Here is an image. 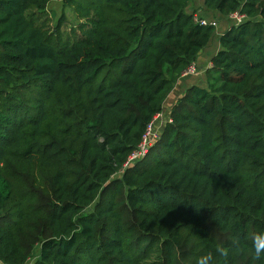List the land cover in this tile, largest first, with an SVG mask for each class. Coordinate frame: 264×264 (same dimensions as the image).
Segmentation results:
<instances>
[{
    "label": "trees",
    "instance_id": "obj_1",
    "mask_svg": "<svg viewBox=\"0 0 264 264\" xmlns=\"http://www.w3.org/2000/svg\"><path fill=\"white\" fill-rule=\"evenodd\" d=\"M194 1L0 0V264H259L264 0H204L246 17L220 35ZM51 2L77 23L52 24ZM216 38L207 87L124 167Z\"/></svg>",
    "mask_w": 264,
    "mask_h": 264
},
{
    "label": "built area",
    "instance_id": "obj_2",
    "mask_svg": "<svg viewBox=\"0 0 264 264\" xmlns=\"http://www.w3.org/2000/svg\"><path fill=\"white\" fill-rule=\"evenodd\" d=\"M194 19L201 27H216L215 22H208L203 18L196 16L195 14ZM245 19L246 17L238 12H235L229 16V20L233 22L232 25H239L240 23L244 22ZM197 72L198 71L195 64H192L181 74V77L195 76ZM168 122H171V119L169 115L165 117L163 112L156 114L152 118L146 127L145 133L143 134L140 143L129 155L124 167L134 164L149 154L150 148L159 139L162 129ZM32 262L33 260H30L27 264H31Z\"/></svg>",
    "mask_w": 264,
    "mask_h": 264
},
{
    "label": "crops",
    "instance_id": "obj_3",
    "mask_svg": "<svg viewBox=\"0 0 264 264\" xmlns=\"http://www.w3.org/2000/svg\"><path fill=\"white\" fill-rule=\"evenodd\" d=\"M195 2L196 0L191 4L189 9L192 8L194 10V8L198 5L204 11H206L203 6L204 0L202 1V6L199 1L197 3ZM204 15L207 18H216L215 14H210L207 11L204 12ZM218 49L219 44L217 43L216 46V44L211 41L209 45L205 49H203V51L197 57V60L195 62V66L198 71L197 74L195 76L180 77L178 79L174 88L163 103L162 112L165 117L169 115L171 108L172 106H174L175 102L180 99L190 88L200 87L201 89H205L207 87V80L205 77L206 71L209 69V67H211V60L218 51Z\"/></svg>",
    "mask_w": 264,
    "mask_h": 264
},
{
    "label": "rangeland",
    "instance_id": "obj_4",
    "mask_svg": "<svg viewBox=\"0 0 264 264\" xmlns=\"http://www.w3.org/2000/svg\"><path fill=\"white\" fill-rule=\"evenodd\" d=\"M201 3L202 6V1L203 0H196L195 3L197 2ZM194 3V4H195ZM198 6V5H197ZM195 7L194 10L192 8H190L188 11L190 13H194L196 16H199L201 18H203L204 20L208 21V22H215L216 23V27H215V32H217V35L222 34L223 30L225 28H228L231 24H233L232 21H230L229 19L224 20V21H217L216 18H207L204 15V11L200 6ZM46 13H47V17L51 18L52 20V24H55L56 20L63 14L64 17L70 22V24H75L77 23L76 20V15L74 14L73 10L69 7H63L61 2H51L46 9ZM222 24V26H220ZM216 44L218 43V39H214V41H212ZM210 68V67H209ZM37 252H35L33 255L32 260L34 261V259L37 257Z\"/></svg>",
    "mask_w": 264,
    "mask_h": 264
},
{
    "label": "clouds",
    "instance_id": "obj_5",
    "mask_svg": "<svg viewBox=\"0 0 264 264\" xmlns=\"http://www.w3.org/2000/svg\"><path fill=\"white\" fill-rule=\"evenodd\" d=\"M252 250L254 259L259 262V264H264V231H261L256 235L252 242ZM229 249L220 245L216 248V253L219 256L226 257L229 255ZM198 264H213V256L211 255H202L199 260Z\"/></svg>",
    "mask_w": 264,
    "mask_h": 264
}]
</instances>
